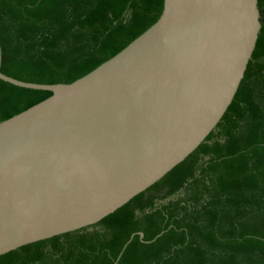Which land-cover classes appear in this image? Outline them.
<instances>
[{
  "label": "water",
  "instance_id": "1",
  "mask_svg": "<svg viewBox=\"0 0 264 264\" xmlns=\"http://www.w3.org/2000/svg\"><path fill=\"white\" fill-rule=\"evenodd\" d=\"M260 27L257 0H163L152 26L71 84L0 73L51 93L0 122V256L96 225L181 164L231 104Z\"/></svg>",
  "mask_w": 264,
  "mask_h": 264
},
{
  "label": "trees",
  "instance_id": "2",
  "mask_svg": "<svg viewBox=\"0 0 264 264\" xmlns=\"http://www.w3.org/2000/svg\"><path fill=\"white\" fill-rule=\"evenodd\" d=\"M162 7L163 0H0V73L71 84L145 32ZM257 9L261 27L243 79L190 156L96 225L21 247L0 264H114L131 236L116 264H264V0ZM50 96L0 81V122Z\"/></svg>",
  "mask_w": 264,
  "mask_h": 264
}]
</instances>
